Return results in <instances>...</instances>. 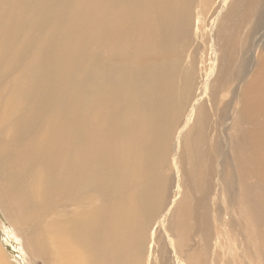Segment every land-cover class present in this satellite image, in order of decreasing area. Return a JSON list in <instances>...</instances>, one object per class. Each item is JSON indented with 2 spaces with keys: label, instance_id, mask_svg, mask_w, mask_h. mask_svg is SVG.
<instances>
[{
  "label": "bare ground",
  "instance_id": "bare-ground-1",
  "mask_svg": "<svg viewBox=\"0 0 264 264\" xmlns=\"http://www.w3.org/2000/svg\"><path fill=\"white\" fill-rule=\"evenodd\" d=\"M5 1L0 0V107L9 95L21 97L23 103L7 117L8 134L0 132V206L22 237L17 239L23 248L14 245L15 231L14 236L7 234L5 242L0 240V264H32L33 257L43 251L45 236L26 217L27 209L37 205L29 190L36 176L47 203L65 201L68 214L51 226L55 264H128L130 255L144 245V225L131 214L119 224L114 212H102L95 218L98 209L87 213L78 200L89 190H103L108 195L104 207L109 208L114 182L122 174L119 166H124L125 172L132 170L130 175L137 179L133 181L139 190L138 206L144 209L150 201L156 187L150 169L162 150L172 116L174 76L192 28L186 0H147L154 15L146 23L145 11L128 10L121 18L109 17L110 26L97 39L101 53L83 74L87 84L84 97L93 95L92 108L96 110L89 125L78 131L83 139L68 146L48 135L53 109L58 102L73 100L68 86L51 90L38 83L35 70L20 69L24 56L32 53L29 45L24 48L20 44L21 32L30 25L17 18ZM209 1L203 2L209 19L203 33L204 39L208 38L204 42L208 54L201 53L199 58L192 54V72L196 73L200 59V69L207 75L197 95L194 89V102L177 133V194L161 222L172 256L170 264H205L193 241L203 245L205 252L209 250L211 264L219 263L222 250L233 256L235 246L248 264H264V0ZM53 67L56 75H71L63 57ZM46 75L50 80L51 71ZM195 83L196 77L186 76V98L192 97ZM138 98L144 110L137 109L130 118L126 140L135 135L133 119L143 118L136 129L140 140L132 154L127 150V158L119 165L114 159V152L121 150L119 121L126 102L132 99L136 104ZM113 136L116 144L112 146ZM217 161L223 169L214 174L215 167L208 165ZM145 167L147 175L142 174ZM6 181H10L7 190L1 188ZM187 190L198 195L195 201ZM89 232H97L95 253L88 247ZM155 234L152 231L146 264H150ZM245 239L249 245L255 244V251L248 249Z\"/></svg>",
  "mask_w": 264,
  "mask_h": 264
},
{
  "label": "rangeland",
  "instance_id": "rangeland-1",
  "mask_svg": "<svg viewBox=\"0 0 264 264\" xmlns=\"http://www.w3.org/2000/svg\"><path fill=\"white\" fill-rule=\"evenodd\" d=\"M118 1L119 0H115V2L113 0L5 1L6 5L13 9L17 18H24L30 25L29 29L21 32L20 44L24 48L29 45L32 53L29 56H24V65L21 66L20 69L23 71L35 70L38 83L49 85L51 90L52 87L61 88L63 84H66L68 86V96L73 98L71 102L64 101L62 104L57 101L58 105L53 109L48 134L52 141L60 139L59 142L64 146H68L73 142H79V139H83V136L78 132L79 129L83 130L92 121V116L96 107L92 108L93 95L91 93L89 97H84L87 84L83 79V74L85 70L93 64L96 55L101 53V51L97 49V39L101 31L110 26L109 17L115 15L117 18H121L128 10H131L132 13L145 11L146 16L143 22L146 23L149 22L154 15L151 1L121 0L119 7H117L116 4ZM213 1L214 0H211L209 2ZM203 2L204 0L185 1L186 5L184 6L188 9L192 21V28L188 45L179 59L178 70L174 76L173 104L171 109V115L174 116V119H172L171 116L164 132L162 150L155 166L150 169L152 171L151 176L154 177L156 181V187L152 192V197L147 206L144 209L138 206L137 192L139 190L137 191L138 186H136L133 181L137 180L135 175H130L132 170L125 172L124 166H119L127 158V150L131 149L130 153L132 154L140 140V134L136 129L139 123L144 120L143 118L133 119L135 135L126 140L131 126L130 118L132 119L133 116L137 114V109L144 110L141 106L140 98L136 99L138 101L136 104L132 99L126 102L125 114L119 121L121 132L118 136L121 138V150L118 149L116 153L114 152V159L115 161H119L118 166L121 168L122 174H118L119 177L114 182V194L107 203V205H112H110L109 208L104 207L106 206L105 199L108 198V195L103 190H89L81 194L78 200L80 206L87 213L94 209H98L99 213L93 214L95 218L102 212L110 211L111 213H115L114 219L117 224L126 218L127 215L131 214L142 227L144 225L146 230L144 245L142 247L138 246L136 251L130 255L128 264L147 263V259H149L150 255L152 231H155L156 234L151 252L150 264L172 263L167 233L161 219L171 208L177 194V176L174 167V155L177 151V133L185 124L187 114L194 102V89L196 88L195 94L197 95L199 92L198 86L200 87L202 82L205 81V75H207V71L205 70L204 73L203 67L200 69V59L198 60L196 73L194 74L192 72V54L195 53L196 58L197 56L199 58L201 53H204V56L208 54L206 53L207 51L204 52V42L207 43L208 38L205 37L204 39L205 34L203 33L209 25V19ZM48 12L49 16H44ZM196 28H199L197 32ZM52 46H55V48H52ZM62 57L65 59V66L71 71V75L67 73L56 75L53 65ZM114 62L117 63L118 60H114ZM50 71L52 77L49 80L46 73ZM187 75L197 78V83L194 84L191 98H186L185 87H183ZM125 97L126 96L122 97L121 104L125 103ZM22 103L23 100L21 97L9 95L4 101V104L0 107V132L4 136L8 134L9 129L7 117L14 115L21 108ZM150 115L151 113L149 111L148 118H150ZM90 129L94 131L92 128ZM13 131L14 130H12L11 133H13ZM41 140V137L37 139L38 142ZM0 144L2 143L0 142ZM115 144L116 142L113 136L110 140V145L113 146ZM217 163L218 161L215 162V164L208 165L212 168L215 167L214 174L217 173L219 169H223V165H217ZM185 166L187 167V163ZM148 172V169L145 167L142 174L147 175ZM233 172H238L237 168L236 172L234 169ZM37 178L38 176L32 180L29 188L37 205L27 209L26 217L29 223L36 228L37 232L43 233L45 236V244L43 251L33 257L32 264H55L52 259V247L55 245L52 243L51 226L55 222H62L68 214L64 211V207L66 206L65 201L62 203L54 199L50 205L47 203L46 197H44V194L42 195V191L37 184L40 178ZM9 182L10 181H6L4 185H1V188L7 190ZM125 182L128 184V188ZM14 189L15 188H12L11 190ZM191 190L193 192L195 191V189ZM187 192L192 199L198 196L189 190H187ZM211 193L212 200L213 191ZM215 193H218V191H215ZM262 194L263 192L261 191V195ZM261 195L260 198H262ZM208 197L209 195H207V201L210 202V198ZM261 202V207L264 208L263 198ZM6 215V211L0 206V240H4L3 242H5L7 238L5 236H7V234H9V236L13 234L14 236L15 231L16 236L12 238L14 245L23 248L21 241L17 239L18 236V238L22 237H20L19 233L14 228V225L9 222L10 220ZM222 215H224L223 212ZM220 218L222 219L221 216ZM141 225H138L139 229ZM263 227L264 226L261 225V228ZM234 229L237 230V226H234ZM87 237L89 240L88 247L92 253H95V246L97 247V232L95 234H90L89 232ZM192 243H195L196 245L194 248L197 246V251L203 254L206 261L205 264H211L212 257L209 254V250L205 252V247L199 244L198 241H193ZM246 244L250 251H255L253 250L255 244L251 243V245H249L247 241ZM6 245L10 246L9 242H7ZM225 247L227 246L225 245ZM234 250L235 254L233 256L231 254H223L222 250L217 257V262L220 263L221 260H223L225 264H248L244 253L237 251V246H235ZM58 251L61 252L60 250ZM247 253L249 254L248 251Z\"/></svg>",
  "mask_w": 264,
  "mask_h": 264
}]
</instances>
